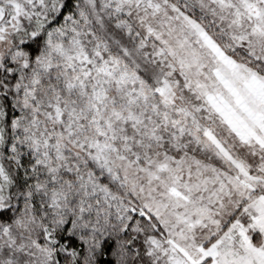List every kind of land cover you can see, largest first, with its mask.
<instances>
[{
  "label": "snow or ice",
  "instance_id": "obj_1",
  "mask_svg": "<svg viewBox=\"0 0 264 264\" xmlns=\"http://www.w3.org/2000/svg\"><path fill=\"white\" fill-rule=\"evenodd\" d=\"M0 264H264V0H0Z\"/></svg>",
  "mask_w": 264,
  "mask_h": 264
}]
</instances>
